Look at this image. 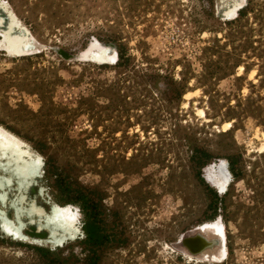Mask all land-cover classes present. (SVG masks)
I'll return each mask as SVG.
<instances>
[{
  "label": "rangeland",
  "instance_id": "1",
  "mask_svg": "<svg viewBox=\"0 0 264 264\" xmlns=\"http://www.w3.org/2000/svg\"><path fill=\"white\" fill-rule=\"evenodd\" d=\"M6 1L40 49L0 48V123L44 155L35 199L75 205L84 234L53 251L0 231V264H264V0L230 20L220 0ZM95 41L116 64L85 57ZM232 156L221 195L205 178ZM220 219L229 255L205 260Z\"/></svg>",
  "mask_w": 264,
  "mask_h": 264
},
{
  "label": "bare ground",
  "instance_id": "2",
  "mask_svg": "<svg viewBox=\"0 0 264 264\" xmlns=\"http://www.w3.org/2000/svg\"><path fill=\"white\" fill-rule=\"evenodd\" d=\"M245 0H220L222 16L235 19ZM0 48L11 58L38 51L40 47L30 29L15 15L9 2L0 0ZM93 43L90 59L102 64H116L118 52L113 44ZM87 53V52H86ZM45 173L44 155L26 139L0 123V231L12 239L43 245L57 250L84 234L78 208L73 204H60L50 196L49 209H45L31 193L36 178ZM206 181L218 193L226 194L234 174L227 158L210 164ZM12 213L8 217L6 211ZM27 224L44 229L47 239H33L23 230ZM195 248L205 249L202 258L209 261L225 260L229 255L226 226L223 219L205 222Z\"/></svg>",
  "mask_w": 264,
  "mask_h": 264
},
{
  "label": "trees",
  "instance_id": "3",
  "mask_svg": "<svg viewBox=\"0 0 264 264\" xmlns=\"http://www.w3.org/2000/svg\"><path fill=\"white\" fill-rule=\"evenodd\" d=\"M227 159L229 160V162L232 166L236 165V162L234 161L236 159L235 156L228 157ZM84 210H85V208H84ZM92 225H93L92 222L85 223V226H86L85 230H86V232L90 238H94V236H95V231H94V228L92 227Z\"/></svg>",
  "mask_w": 264,
  "mask_h": 264
}]
</instances>
